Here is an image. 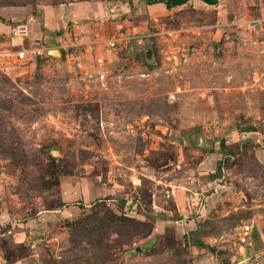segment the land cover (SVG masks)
I'll list each match as a JSON object with an SVG mask.
<instances>
[{
	"label": "rangeland",
	"instance_id": "374dc122",
	"mask_svg": "<svg viewBox=\"0 0 264 264\" xmlns=\"http://www.w3.org/2000/svg\"><path fill=\"white\" fill-rule=\"evenodd\" d=\"M148 1L0 0V264H264V0Z\"/></svg>",
	"mask_w": 264,
	"mask_h": 264
},
{
	"label": "built area",
	"instance_id": "2783aa9c",
	"mask_svg": "<svg viewBox=\"0 0 264 264\" xmlns=\"http://www.w3.org/2000/svg\"><path fill=\"white\" fill-rule=\"evenodd\" d=\"M16 35H24L25 31L22 29H18L15 33ZM116 43L112 42L111 47H115ZM44 49L42 48H34V49H26V50H19L13 51L12 49H5L0 50V70L7 71V67L13 62L27 60L28 57L30 58L29 61L33 59L42 58L44 56ZM253 228L250 226H243L239 233V240L242 244H247L248 240L252 238Z\"/></svg>",
	"mask_w": 264,
	"mask_h": 264
},
{
	"label": "crops",
	"instance_id": "0c3cea01",
	"mask_svg": "<svg viewBox=\"0 0 264 264\" xmlns=\"http://www.w3.org/2000/svg\"><path fill=\"white\" fill-rule=\"evenodd\" d=\"M75 10L76 9L73 8V7H66V8H64L63 11L59 10L56 13H54L53 10H48V9L45 10L44 15L48 18V20H46V22H49L51 24L50 27L48 25H46L45 28H47L49 30V32H51V33H54L56 31H59V30H62V29L64 30V28H65V26L67 25L68 22L74 21L77 18L76 17L77 13H76ZM91 13H92V11H90L88 13V16H90ZM64 18L68 19V21H65ZM0 25L2 26V27H0V30H1V28H3L4 30H8V28H10L9 26H6L3 23H1ZM19 28L25 31V37L27 36L26 38H28V39H33L31 34L34 33V34L37 35L39 33V31H40L37 28V26H34V28H33L31 25L27 24V25H20V26H18L16 28H11V34L15 35L16 31ZM39 34L41 36H43V33L41 31H40ZM4 45H5L4 43H0V46H4Z\"/></svg>",
	"mask_w": 264,
	"mask_h": 264
},
{
	"label": "trees",
	"instance_id": "16d2710c",
	"mask_svg": "<svg viewBox=\"0 0 264 264\" xmlns=\"http://www.w3.org/2000/svg\"><path fill=\"white\" fill-rule=\"evenodd\" d=\"M191 1H193V0H150V1H148V5L163 4V5H165V7L168 10H171V9H174V8L183 7V6L187 5ZM199 1L205 3L206 5H209V6H217L219 4V0H199ZM41 59H43V57L42 58H38V62ZM249 131L253 132L254 129L251 128V129H249ZM222 146L225 147V141L224 140L222 141ZM203 246L204 245H201V247H203ZM211 250H212V252H215L214 249H211Z\"/></svg>",
	"mask_w": 264,
	"mask_h": 264
},
{
	"label": "water",
	"instance_id": "95a60500",
	"mask_svg": "<svg viewBox=\"0 0 264 264\" xmlns=\"http://www.w3.org/2000/svg\"><path fill=\"white\" fill-rule=\"evenodd\" d=\"M53 53V52H52ZM56 55H59V51H55L54 52ZM46 56H49V53H48V55L46 54Z\"/></svg>",
	"mask_w": 264,
	"mask_h": 264
}]
</instances>
